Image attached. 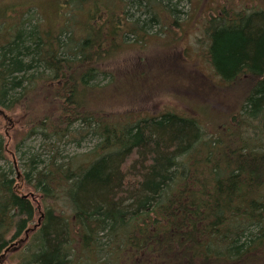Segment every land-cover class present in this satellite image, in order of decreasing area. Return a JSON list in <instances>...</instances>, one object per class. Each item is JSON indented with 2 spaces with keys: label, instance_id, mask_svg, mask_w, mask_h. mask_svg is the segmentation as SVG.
Listing matches in <instances>:
<instances>
[{
  "label": "trees",
  "instance_id": "1",
  "mask_svg": "<svg viewBox=\"0 0 264 264\" xmlns=\"http://www.w3.org/2000/svg\"><path fill=\"white\" fill-rule=\"evenodd\" d=\"M72 1L58 7L79 29L25 26L0 8V114L18 111L27 127L15 145L24 183L0 169V264L34 222L22 186L63 198L71 218L48 207L17 264H264V10L224 7L202 25L214 77L244 87L232 110L113 115L98 92L120 74L100 87L101 64L152 28L180 26L182 0ZM75 134L97 138L92 158L58 162L55 144ZM31 135L53 152L46 163L22 149Z\"/></svg>",
  "mask_w": 264,
  "mask_h": 264
},
{
  "label": "rangeland",
  "instance_id": "2",
  "mask_svg": "<svg viewBox=\"0 0 264 264\" xmlns=\"http://www.w3.org/2000/svg\"><path fill=\"white\" fill-rule=\"evenodd\" d=\"M60 4L61 0H0V8L6 7L10 17H22L28 21L25 26L36 23L49 29L55 28L57 21L61 23L68 19L75 21L74 28L79 29V16L76 17L72 10L70 13H60ZM224 7L237 11L264 10V0H182L177 14L180 26L161 27L159 33L156 32L157 27L152 28L149 31L150 37L144 43L132 44L131 40L124 48L112 51L111 56L101 64L104 72L108 73L107 76L95 77L96 82L103 87L108 79L120 74L115 82L109 84L104 91L98 92L105 113L123 115L142 111L153 116L170 110L190 116L197 113L199 119H202L211 114L215 115L220 110H232L228 103L233 105V99L239 98L244 87L219 82L204 58L207 42L202 25L209 18L221 13ZM80 16L83 18L84 15ZM164 37L171 40L170 44H157ZM113 85H118V89H112ZM109 93L110 99L104 100L105 96L108 98ZM25 132L27 127L24 116H19L18 111H3V114H0V138L6 149L0 158V169L8 170L12 167L14 178L16 177L19 185L24 183L26 160L24 155L21 157V151L15 149V145L16 140L20 139V133ZM24 141L25 146L22 149L28 151L26 149L31 150L32 147V152L38 153L44 163L53 155L48 143L38 135H31ZM97 142V138L87 136L82 139L78 134L63 139L55 144L59 155L57 161H67L74 155H82L80 159L86 162L92 156L84 155L92 151ZM22 192L34 207V222L29 226L30 232L22 236V242L17 246L14 242L15 247L4 254L3 264L18 263L17 255L30 235L42 224L43 213L48 207L54 208L57 215L63 214L71 218V205L63 198L44 199L41 193L26 186H22Z\"/></svg>",
  "mask_w": 264,
  "mask_h": 264
},
{
  "label": "water",
  "instance_id": "3",
  "mask_svg": "<svg viewBox=\"0 0 264 264\" xmlns=\"http://www.w3.org/2000/svg\"><path fill=\"white\" fill-rule=\"evenodd\" d=\"M16 244V243H15Z\"/></svg>",
  "mask_w": 264,
  "mask_h": 264
}]
</instances>
